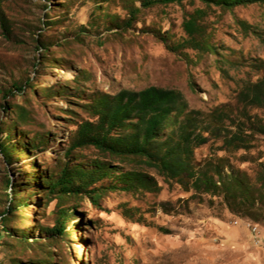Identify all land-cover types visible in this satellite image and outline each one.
I'll list each match as a JSON object with an SVG mask.
<instances>
[{"label": "rangeland", "instance_id": "obj_1", "mask_svg": "<svg viewBox=\"0 0 264 264\" xmlns=\"http://www.w3.org/2000/svg\"><path fill=\"white\" fill-rule=\"evenodd\" d=\"M199 9L211 52L184 45ZM263 78V4L0 0V264H264V103L240 96ZM152 85L200 112L195 158L216 185L147 169L159 191L111 189L98 204L49 191L65 164L93 166V147L68 154L91 97Z\"/></svg>", "mask_w": 264, "mask_h": 264}, {"label": "trees", "instance_id": "obj_2", "mask_svg": "<svg viewBox=\"0 0 264 264\" xmlns=\"http://www.w3.org/2000/svg\"><path fill=\"white\" fill-rule=\"evenodd\" d=\"M201 1L205 5L224 9L253 3L264 5V0ZM205 13V10L199 9L196 14L184 19L183 28L187 34L184 45L211 52L214 45L199 21ZM241 25L245 30L248 27L246 22H241ZM240 96L250 105H262L264 78L249 82ZM89 106L93 117L78 124L68 154L79 148L93 147L98 152L93 166L83 168L65 164L59 176L50 184L49 191H57L62 197L84 194L93 204H98L105 191L111 189L159 191L161 186L158 179L147 169L156 170L166 180L191 179L198 190L204 187L210 191L212 186L207 184L209 180L216 185L215 176L205 172L196 161V148L207 142L208 138L200 131V112L189 109L182 91L156 85L142 90L123 89L115 94L101 91L91 97ZM20 115L23 117L24 111L21 110ZM262 129L264 133V125ZM235 133H239V128ZM241 145L239 143L237 147ZM0 152L6 157L9 153L1 140ZM125 164L141 168L126 169L123 168ZM112 178H116V184L105 186V181ZM7 183L12 182L8 179ZM12 209L6 208L1 215L2 222L7 220L6 214H11ZM65 218L66 212L62 211L58 223L61 224ZM7 228L3 224L6 232ZM63 228L59 225L56 230L63 233Z\"/></svg>", "mask_w": 264, "mask_h": 264}]
</instances>
